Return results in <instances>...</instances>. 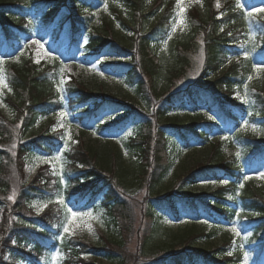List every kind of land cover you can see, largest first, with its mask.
Listing matches in <instances>:
<instances>
[{"label":"trees","instance_id":"1","mask_svg":"<svg viewBox=\"0 0 264 264\" xmlns=\"http://www.w3.org/2000/svg\"><path fill=\"white\" fill-rule=\"evenodd\" d=\"M117 1L128 13L129 19L123 20V24L131 30V36L121 42L112 28L104 25L99 31H91L87 44L80 47L91 17V7L96 0H0V38L5 43L4 51L15 53L25 39L33 38L34 35L42 34L50 28V41L55 43L60 33L66 32L62 29L64 23H69V31L65 33L68 46L75 50L80 49L85 58L94 59L106 49L116 47L131 52L129 64L106 66L112 71H119V74H125V78L136 86L138 92L144 93L145 85H148L157 96H161L155 112L156 118L168 120L167 113L173 114L178 110L188 111L193 117V121L186 126L174 118L172 122L160 126L154 132V143L159 147L154 155L156 164L160 161L159 153L166 152V140L176 139L185 146L192 142H206L210 140L211 135L229 136L239 128L242 120L247 119L264 131V83L250 87V109H245L241 100L234 97L233 91L236 88L242 92V84L252 73L253 65L264 61L262 20L253 15L249 16L245 6L237 8L234 0L227 1L220 13L213 10V0H203L204 15L196 9L190 10L187 13L189 27L187 34L180 40H171L168 43L167 51L172 56L176 68L166 75L161 63L165 59L164 55H157L153 47L156 42L164 40L171 29L174 0L156 1L149 10L144 6L145 0ZM256 2L264 3V0ZM161 9L163 10L156 22L148 27L153 12ZM200 48L203 51L200 76L184 88L175 89L178 80H185L193 63L192 55ZM58 61L59 59L54 58L53 66L39 70L32 61L26 59L21 65L7 69L6 78L12 98H7L6 102L13 112V118L8 120L0 114V145L3 147H0V204L3 206L5 204L2 199H5L12 186L8 178L11 164L5 163V148L17 145L14 153L20 171L25 158L51 157L62 146V138L57 134L47 133V130L36 133L31 129L37 117H46L64 109L78 118L80 125L83 126L101 117L102 113L99 110L105 105L108 109L114 110L123 106L122 102L114 100L116 99L114 96L103 92L94 96L88 87L75 80L67 82L63 92L59 91ZM164 80L168 85L164 84ZM159 85L161 86L159 92H156ZM89 106H93L92 109H89ZM212 113L217 120H214L213 116H209L210 120L199 118L201 115ZM18 119L23 120V130L22 133L15 134L12 130ZM128 120L129 116H123L105 124L98 122L96 128L100 131H118ZM164 131H168L171 136H167ZM150 135V123L145 121L141 127H137L136 133L130 138L129 149L130 153L140 156L141 176L147 172L148 167L151 168L148 183L154 185L159 182L162 173L155 172L156 165L151 167L150 163H147V153L152 140ZM20 138L29 139L20 142ZM238 139L244 146L248 161L251 159L257 163L264 162V136L260 140H255L248 135H241ZM221 145L222 142L218 140V145L211 147L213 154L208 159L212 160L219 156ZM66 158L67 196L79 204L90 196L93 198L104 191L101 205L115 221L120 240H106L102 246L96 247L73 239L64 247L65 259L62 264H94L80 257L84 254H97L111 264H133L142 261V257L145 259L150 257L146 264H242V250L250 255L247 264H263L264 192L252 180L244 179L245 174L235 158H219L214 165L198 163L183 175V186L195 185L200 179L218 183L227 180V184L223 183L221 187L198 196L184 190L174 192L170 188L162 197L160 195L151 197L153 199L148 204L144 217H151L153 222H156L158 217L156 207L161 208L165 204L177 214L174 206V201L177 200L181 208H186L183 209L185 213L189 212L188 215L193 217H198L199 212L206 213L217 227L236 223L237 227L246 233V241H238L231 255L227 250H231L232 244L225 241L215 250L219 255H213L195 250L193 247L196 240L207 238L209 234L204 231L196 233L190 229L178 243L168 246V254L157 257V251L161 248H151V254L142 252L143 255L139 254L138 258L135 256L131 258V255L125 254L128 239L125 234L129 235L131 232V209L126 205V197L129 196L126 190L131 185L126 179L128 172L125 173L120 165L119 168L115 161L109 170L111 175L108 176L97 165V156L85 149L81 142L66 153ZM51 180L44 171L39 170L28 184L18 186V197L14 207H18L19 210L16 213L23 214L21 210L30 200L36 197L44 198L46 193L51 191ZM240 184L244 187L240 188ZM65 213V208L53 202L49 203L39 217L45 230L43 228L34 239L32 251H26L21 245L26 239L20 234L24 233L19 230L21 227L5 228L2 234L3 241L0 243V264H6L4 262L6 254L17 259L22 258L29 264H36L41 255L54 249L53 237L62 227ZM10 237L17 240L16 245H12ZM143 245L146 247V241Z\"/></svg>","mask_w":264,"mask_h":264},{"label":"rangeland","instance_id":"2","mask_svg":"<svg viewBox=\"0 0 264 264\" xmlns=\"http://www.w3.org/2000/svg\"><path fill=\"white\" fill-rule=\"evenodd\" d=\"M156 1L159 0H145L144 6L147 10H149ZM227 1L229 0H220V8L218 9L216 7V0H213L214 11L220 13L222 7ZM99 2H97L95 6L91 7L88 32L99 31L104 25H108L112 28L119 41L124 42V40L128 39L132 34L131 30L123 24V20L129 19L128 13L125 9H123L117 0H99ZM183 2L186 8L184 13V24L178 27L175 33H172L170 29L166 38L156 42L153 47V51H155L157 55H164L165 59H163L161 63L163 65L162 70L166 73V75L169 74V71L176 68L172 56H170L167 51L168 43L171 40H180L187 34L189 28L186 16L187 11L189 12L192 9H196L202 15H204L205 12L203 0H200V2H197V0H183ZM240 2L241 5L246 4L249 6V9L251 7L248 13L251 12L253 16L264 21V3H255L253 0H251L250 3H246V0H240ZM257 9H260L261 11H257ZM32 11L33 10H31V12ZM177 11L175 3L171 18V28L173 23L178 19ZM161 12V10L153 12L149 18L148 27L156 22ZM68 27L69 23L63 25V30H67ZM49 34L50 33L48 32L43 36H36L33 40L40 41V43L44 46L43 51H41L39 55L40 62L42 60H46L45 63L47 62V65H51L54 56H58L61 60V65L58 68L59 78L57 88L59 86L62 91H59L63 92V87L66 83L70 80H75L88 87V90L91 91L94 96L103 92V94L114 96V98H116L114 100L119 103L122 102L123 106L116 110L108 109L107 107L105 110V107H103L99 110V112L102 113L101 117L97 120L95 119L93 125L84 128V130H81L78 127L79 119L73 117L67 111H62L66 114L64 117H60L58 115L60 112L46 117H37L31 128L32 130L36 133L47 130V133H54L62 138L61 148L52 156L54 157L58 154H62V159L60 161L53 160L52 157L47 158L44 156H31L24 159L22 167L19 171L16 163V157L13 155L17 145H15L14 148H5V163L7 164L10 162L11 164L9 167L8 178L12 186L5 199H2L5 206L0 204V243L3 241L2 234H4L5 228H11L13 226L21 227L24 232L20 233L21 236L28 234V237L24 236L26 239L22 241V246L23 248L26 247L27 251H32L34 238L37 236L36 234L42 232L43 228L41 220L38 218L45 212L47 206L39 212L37 211V208L43 204L48 205V201L47 199L40 197L30 200L27 202V205L22 208L21 212H23V214H17L16 212L19 208L16 206L14 207V205L18 197V186L28 184L39 170L44 171L47 177H51L52 180L50 181V184L52 188L57 185V189L55 188V190L47 193V196L48 198H53V201L56 204H59L56 202L57 197L61 195L63 196L64 203L59 204V206L66 209V216L60 233L56 235V238L53 241L54 249L44 255H41L40 260H38L36 264H62L65 259L64 247L67 242H71L73 239H77L96 247L102 246L106 240H120L119 231L115 221L110 217V215H108L104 207L100 204L103 192L94 197L92 204L88 207L84 206V203L76 204L73 200L68 199L69 196L66 194L68 180L65 173L67 171L66 153L79 145L80 142L83 144L85 149L91 151L92 154L97 156V165L104 170L108 176L111 175L109 170L112 169L115 161L118 163L119 168L121 166L125 173L126 171L128 172L126 173V179L128 180L129 185H131L128 187V190H126L127 195H129L126 197V205L131 209V232L129 235L125 234V237H128L125 245V254L131 255V258L134 256L138 258V256L143 255V253L145 254V252H149L147 254H151V248H161L160 251L155 250L158 253L157 257L168 254V246L173 243H178L184 235L188 234L190 229H193L196 233H199L202 230H205L206 233H210L207 238L196 240L193 247L195 250L212 253L213 255H219V253H215V250L221 247L225 241H230V244H232L231 250H227V253H231L234 245L237 244L238 241L245 242L246 233L239 234L237 230V234L231 231L233 227H237L236 223H233L232 227L214 229L210 224L206 223V221L197 220L190 222V217H186V214L183 211V209L186 208H181L177 200L174 201L177 214L171 210V207L168 206V204H165L161 208L156 207L159 217L156 218V222H153V218L151 217L145 218L144 212L147 210V206L151 202V199H153L151 198L152 196L160 195L162 197L170 188H172V191L174 192L177 190H184L191 195L198 196L202 193H207L221 187L223 183L205 181L201 179L198 180L195 185L183 186L184 173L187 174V172L198 163H211L214 165L219 158H235L236 162L242 166L245 176L249 177L246 181L252 180L255 185L258 188H261L262 192H264V176L261 175L264 173V162L261 165H256L254 163L249 167V161L245 159L246 155L244 146L238 139L241 135H248L252 139L260 140L264 136V131L259 126L250 123V121L242 120L239 128L231 134V137L220 136L218 138L215 134L211 135L210 140L207 142L198 144L193 143L188 147L181 144V142L176 139H174L175 141L166 140V152L159 153L160 161L156 164L154 155L158 152L159 147H157V144L154 143V132L158 130L160 126L163 127L165 124L172 122L173 118H175V120H179L178 122L181 124L187 125L193 121V117L190 114H187L188 111L178 110L175 115L170 116L168 120L156 118L155 112L160 104L161 96H157L155 91L148 85H145L144 93L138 92L136 86L130 84L131 81H128L125 78V74H119V71H112L108 66H106V64H129L132 57L131 52L123 48L116 47L111 50L106 49L94 59L83 57L81 55V51L66 55L64 53V48L66 47L67 40H60L53 46L49 47ZM169 36H171V39H168ZM33 40L27 39L26 42L22 44L21 48L12 56L2 57V60L4 61L3 72L5 78L8 67L12 68L14 66L21 65L26 59L31 60L39 68V70H43L39 65L40 62L38 64L35 62L37 59V52L39 50L36 45L31 43ZM86 42L87 35L84 34L81 46H84ZM26 44L29 45L27 48L24 47ZM1 47L2 43L0 42V48ZM201 49L202 48H200L196 54L192 55L191 59L193 63L190 65V70L188 69L189 71L185 80L180 79L177 81V87L175 89L184 88L187 84L196 81L200 76L202 68L201 61H203V51ZM44 52L49 53V55H44ZM105 56H107L108 59H105ZM262 62L264 61H261L256 65H260ZM61 68H64L63 74H61ZM101 73L103 74L101 75ZM250 75L253 79L249 81L247 78V80L242 84V92L238 91L236 88L233 89L234 97L238 98L239 96L238 99L245 105V109H250L251 106L250 87H254L255 85H259L264 82V73H256L253 70ZM62 76L64 80L63 84L60 83ZM164 84L168 85V82L164 80ZM245 85H247V87H245ZM160 87L161 86L159 85L157 89L158 91L156 92H159ZM11 96V92L7 89H5L3 91V95L0 96V101H2V103H0V114L8 120L13 118V112L8 107L6 102L7 98H12ZM104 97L110 98L108 96ZM244 98H246L247 102H245ZM97 103H99V101ZM92 107L93 106H89V109H92ZM109 115H111L113 119H109ZM127 115L129 116L127 124L116 133L107 134L95 128V124H97V122L106 123L123 116L126 117ZM199 118L210 120V117L207 114L201 115ZM145 121L150 123V139H152L147 153V163L149 162L151 167L156 165L155 172L162 173L159 182L154 185H150V183H148V174L151 171V168L148 167L147 172L141 176L140 167H142V164L140 156L136 153H130V146L128 145L130 138L134 133H136L137 127H141L142 123ZM245 121H247L249 125L247 129H244L243 127ZM252 125H255L256 131L252 130ZM22 130L23 120L20 121V119H18L13 125L12 132L15 134L18 132L22 133ZM164 132L167 136H171L167 133L168 131ZM93 133H95V135ZM129 133H131V135H129ZM69 135L71 136V140L67 141L68 147L66 149L64 146L65 140ZM225 137L227 139H224ZM28 139L29 138H20L19 141L24 142ZM218 140L222 142L219 156L212 160L208 159L210 156L212 157L213 154L211 151L213 149H211V147L217 146ZM0 147L2 146L0 145ZM237 153H239V156H237ZM45 159H47L48 162H44ZM61 164H63V173H61ZM62 176L63 183L61 182ZM9 196H13V199H8ZM201 199L204 198L201 197ZM155 202L157 203L156 200ZM30 205L36 206L32 207ZM73 211L84 214L90 213L91 215L78 216L72 224L71 234L63 233V226L67 223V219L70 218L71 212ZM201 216H203V213H201ZM54 229L56 230V228ZM28 230H30L31 235L27 232ZM60 236L64 237L62 241L59 239ZM11 241L12 245L17 244V240L14 238H12ZM13 241H15V243H13ZM145 241L146 247L143 245ZM57 251L61 253V257L54 261L52 257ZM242 252V264H247L250 261V255L243 250ZM245 253L247 254L246 256ZM247 257H249V259ZM81 258L86 260V262L94 264H111L109 261L99 257L97 254H84ZM149 258L145 259L142 257V261L135 262L133 264H146V262L149 261ZM4 262L6 264H29L24 261V259H17L10 254H6Z\"/></svg>","mask_w":264,"mask_h":264},{"label":"snow or ice","instance_id":"3","mask_svg":"<svg viewBox=\"0 0 264 264\" xmlns=\"http://www.w3.org/2000/svg\"><path fill=\"white\" fill-rule=\"evenodd\" d=\"M197 2H200V0H197ZM216 7H217L218 9L220 8V0H216ZM236 7H237V8L242 7L240 0H236ZM176 9L178 10V11H177V17H178V19H177V20L173 23V25H172V28H171V32H172V33H175V32L177 31V28L184 24V13H185L186 8H185V5H184L183 0H176ZM162 10H163V9H161V11H162ZM257 11H261V10H260V9H257ZM222 15H223V13H221V16H222ZM248 15L251 16L252 13L249 12ZM218 18H219V17H218ZM221 31H223V28H221ZM229 35H231V33H229ZM168 39H171V36H169ZM31 43H32L33 45H36L37 48H38V50H39V51L37 52V59H36V61H35V62L38 64V63L40 62V61H39V55H40V52L43 51L44 46H43V45L40 43V41H38V40H33ZM201 43H203V42H201ZM28 46H29V45L26 44L24 47L27 48ZM43 54L46 55V56L49 55V53H47V52H44ZM246 55H247V54H246ZM105 59H108V57L105 56ZM201 62H202V61H201ZM3 64H4V61H3L2 59H0V96L3 95V91H4L5 89H7L8 91H11V89L9 88L8 83L6 82V78H5V76H4V72H3ZM65 67H67V66H65ZM81 67H82V66H81ZM253 70H254V72H256V73H264V62H262L260 65H253ZM63 72H64V68H61V74H63ZM102 74H103V73H101V75H102ZM252 79H253V77H252L251 75H249V76H248V80L251 81ZM60 83H61V84L64 83L63 76H62V78H61ZM245 87H247V85H245ZM58 90H61V91H62V89H60L59 86H58ZM238 98H239V96H238ZM244 99H245V102H247L246 98H244ZM0 103H2V101H0ZM250 114H251V113H250ZM58 115H59L60 117H64L66 114H65L64 112H60V113H58ZM210 118H211V117H210ZM109 119H113V117H112L111 115H109ZM248 126H249V125H248V122L245 121V122H244V125H243L244 129H247ZM54 130H55V129H54ZM252 130H253V131H256V127H255V125H252ZM93 134L95 135V133H93ZM129 135H131V133H129ZM224 139H227V138L225 137ZM68 140H71V136H70V135L67 136V138H66V140H65V145H64V146H65L66 149H67V147H68V144H67V141H68ZM14 147H15V145H13V148H14ZM13 155H15V153H13ZM237 156H239V153H237ZM52 159H53V160H56V161H60V160L62 159V154H58V155L52 157ZM44 162H48V160L45 159ZM60 167H61V173H63V164H61ZM29 170H31V169H29ZM261 175L264 176V173H262ZM244 179L247 180V179H249V177L245 176ZM61 182L63 183V176H62ZM213 183H214V182H213ZM221 183L227 184L228 181H227V180H223V181H221ZM239 187H240V188H243L244 185H243V184H240ZM8 199L12 200V199H13V196H9ZM56 202L59 203V204H63V203H64L63 196H62V195H61V196H58ZM30 206L35 207L36 205H30ZM46 206H47L46 204L41 205L40 207L37 208V211H38V212L41 211V210H42L44 207H46ZM80 215H91V214H90V213H88V214L77 213V212H74V211L71 212V216H70V218L67 219V223L63 226V233L71 234L72 224H73L74 220H75L78 216H80ZM231 231L234 232V233H237V229H236L235 227H233V228L231 229ZM237 234H238V233H237ZM59 239L62 241V240L64 239V237H63V236H60ZM13 243H15V241H13ZM228 254L231 255V253H228ZM246 255H247V254L245 253V256H246ZM60 257H61V253H60L59 251H57V252L53 255L52 259L55 261V260L59 259Z\"/></svg>","mask_w":264,"mask_h":264}]
</instances>
